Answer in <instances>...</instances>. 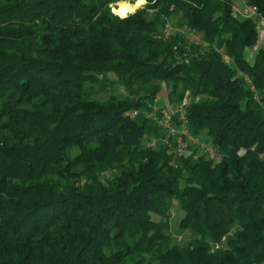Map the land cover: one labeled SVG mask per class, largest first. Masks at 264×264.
Returning <instances> with one entry per match:
<instances>
[{
	"label": "trees",
	"instance_id": "16d2710c",
	"mask_svg": "<svg viewBox=\"0 0 264 264\" xmlns=\"http://www.w3.org/2000/svg\"><path fill=\"white\" fill-rule=\"evenodd\" d=\"M117 2L0 0V264H264L256 18L233 0H148L121 19ZM162 86L170 108L191 91L189 133L220 161L165 141Z\"/></svg>",
	"mask_w": 264,
	"mask_h": 264
},
{
	"label": "built area",
	"instance_id": "2783aa9c",
	"mask_svg": "<svg viewBox=\"0 0 264 264\" xmlns=\"http://www.w3.org/2000/svg\"><path fill=\"white\" fill-rule=\"evenodd\" d=\"M243 1V7L242 13L243 16L246 17H254L257 21V27H258V34L259 39L264 40V16L259 12V9L256 5H252L248 3V0H242ZM193 95L190 90H188L185 93L184 98L181 102H179L177 105H175L172 108L169 109H162V115L158 116L156 119L158 123L166 129L167 136L165 138V141L171 145L173 140H176V137L179 136H185L189 142L196 145L199 150V153H208L211 154L215 161L218 162L222 158V154L219 152L218 148L212 144L207 145L206 143H203L200 141L198 137H194L189 133L188 125H187V114L188 109L191 101L193 100ZM199 96L196 97L198 99ZM178 118L179 124L177 125L175 122V118ZM156 140H153L151 142V145H155ZM186 148L182 145H180L177 148L178 152L185 151ZM246 152L245 147L241 148L239 151V154H244ZM173 212V211H171ZM219 245H217L218 247Z\"/></svg>",
	"mask_w": 264,
	"mask_h": 264
},
{
	"label": "rangeland",
	"instance_id": "374dc122",
	"mask_svg": "<svg viewBox=\"0 0 264 264\" xmlns=\"http://www.w3.org/2000/svg\"><path fill=\"white\" fill-rule=\"evenodd\" d=\"M129 2V1H128ZM131 3V2H129ZM136 3V2H135ZM135 3H131V4H135ZM119 2H117L115 4V6H118ZM240 17H243L241 14H237ZM171 23L168 25V28H171V30H176L178 28V18H172ZM184 33H186L187 35H190L192 38L195 39H199L198 35H196L191 29L189 28H183L182 30ZM167 91L168 89H166L164 86H162V90L159 93V96L157 98L156 101V108H161L162 109H169V105H168V98H167ZM200 141H202L203 143H206L207 145L210 146V141L207 139V137L204 139H202L201 137H199ZM173 212H171V222H172V230L174 236L176 237V241L179 242L180 244L187 242L189 239H191L193 237V234L191 231L189 230H185V231H181L180 227H179V223L182 219V216L184 215V212L179 210L177 207H175L173 210Z\"/></svg>",
	"mask_w": 264,
	"mask_h": 264
},
{
	"label": "clouds",
	"instance_id": "9594fccd",
	"mask_svg": "<svg viewBox=\"0 0 264 264\" xmlns=\"http://www.w3.org/2000/svg\"><path fill=\"white\" fill-rule=\"evenodd\" d=\"M148 0H136L133 5L128 0H120L118 6L109 5L112 8L113 14L117 15L121 19H126L129 14H134L138 8L146 5Z\"/></svg>",
	"mask_w": 264,
	"mask_h": 264
},
{
	"label": "crops",
	"instance_id": "0c3cea01",
	"mask_svg": "<svg viewBox=\"0 0 264 264\" xmlns=\"http://www.w3.org/2000/svg\"><path fill=\"white\" fill-rule=\"evenodd\" d=\"M234 1V4H235V12L236 14H241L242 13L240 11H242V7H243V1L242 0H233ZM243 16V15H242ZM261 46H264V40H260L258 42V44L254 45V46H249L247 47L246 49V58L249 60V61H252L254 59V56L256 54V51L261 47Z\"/></svg>",
	"mask_w": 264,
	"mask_h": 264
},
{
	"label": "bare ground",
	"instance_id": "6f19581e",
	"mask_svg": "<svg viewBox=\"0 0 264 264\" xmlns=\"http://www.w3.org/2000/svg\"><path fill=\"white\" fill-rule=\"evenodd\" d=\"M134 5V4H133Z\"/></svg>",
	"mask_w": 264,
	"mask_h": 264
}]
</instances>
